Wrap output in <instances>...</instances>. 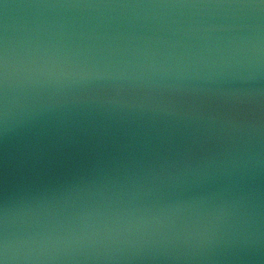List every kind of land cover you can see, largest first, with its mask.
Wrapping results in <instances>:
<instances>
[{
  "label": "water",
  "instance_id": "1",
  "mask_svg": "<svg viewBox=\"0 0 264 264\" xmlns=\"http://www.w3.org/2000/svg\"><path fill=\"white\" fill-rule=\"evenodd\" d=\"M260 3L0 0L18 264H264V7H172Z\"/></svg>",
  "mask_w": 264,
  "mask_h": 264
},
{
  "label": "clouds",
  "instance_id": "2",
  "mask_svg": "<svg viewBox=\"0 0 264 264\" xmlns=\"http://www.w3.org/2000/svg\"><path fill=\"white\" fill-rule=\"evenodd\" d=\"M209 6L256 8L264 7V0H261V3L259 5H172V7ZM11 75L12 74L9 67L8 50L5 46L2 62V72H0V78H2L3 84V102L2 112H0V124H2L5 136L14 135L17 127L12 107L13 101L10 97ZM207 166L208 165L206 164L204 167L206 168ZM197 167L199 168L200 166L198 165ZM179 203L181 202L168 205V207L179 206ZM16 208L17 204L14 193H9L6 189L3 204L2 206H0V264H18V262L22 260L27 262L41 259V249L43 248V246L53 241V237L51 234H45L42 232L26 233L22 236L17 235L12 230V220L15 216Z\"/></svg>",
  "mask_w": 264,
  "mask_h": 264
}]
</instances>
